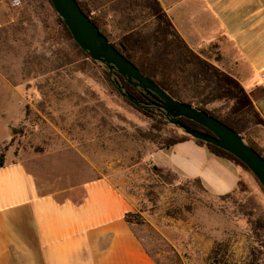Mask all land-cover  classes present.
I'll return each instance as SVG.
<instances>
[{"label":"rangeland","instance_id":"rangeland-1","mask_svg":"<svg viewBox=\"0 0 264 264\" xmlns=\"http://www.w3.org/2000/svg\"><path fill=\"white\" fill-rule=\"evenodd\" d=\"M77 1L143 74L241 130L264 155V134L226 109L238 95L223 72L231 59L216 44L184 51L155 0ZM59 18L49 0H0V161L21 159L56 187L84 173L107 175L135 204L130 222L161 264H264V189L256 177L238 164L237 187L213 195L154 165L152 150L186 133L122 96Z\"/></svg>","mask_w":264,"mask_h":264},{"label":"crops","instance_id":"crops-1","mask_svg":"<svg viewBox=\"0 0 264 264\" xmlns=\"http://www.w3.org/2000/svg\"><path fill=\"white\" fill-rule=\"evenodd\" d=\"M192 50L214 43L230 57V111L264 134V0H155ZM223 68V67H222ZM242 134L241 130H237ZM152 163L232 192L241 170L189 136L152 150ZM56 187L21 159L0 164V264H161L126 214L136 206L105 175Z\"/></svg>","mask_w":264,"mask_h":264},{"label":"water","instance_id":"water-1","mask_svg":"<svg viewBox=\"0 0 264 264\" xmlns=\"http://www.w3.org/2000/svg\"><path fill=\"white\" fill-rule=\"evenodd\" d=\"M56 14L68 29L75 44L94 61L108 69L109 77L115 70L134 87L154 96L169 122L178 125L184 132L206 143L213 144L237 158L256 177L264 189V158L242 138L241 134L212 116L187 102L179 101L166 92L155 80L121 53L80 8L76 0H49ZM120 94L138 104L131 94L118 88ZM190 119L210 131L193 130L180 122Z\"/></svg>","mask_w":264,"mask_h":264},{"label":"trees","instance_id":"trees-1","mask_svg":"<svg viewBox=\"0 0 264 264\" xmlns=\"http://www.w3.org/2000/svg\"><path fill=\"white\" fill-rule=\"evenodd\" d=\"M77 1V0H76ZM78 2V1H77ZM80 8L82 9V11L88 15L91 19V21L96 24L97 22L95 21V19H93V17H91L89 15V12L84 8L83 5H81L79 2H78ZM59 21L60 23L62 24L64 30L68 33V35H70L68 29L66 28V26L63 24L61 18H59ZM99 28V26H98ZM100 29V28H99ZM100 31L103 33V31L100 29ZM104 34V33H103ZM105 35V34H104ZM177 35V34H176ZM71 36V35H70ZM106 36V35H105ZM178 36V35H177ZM107 37V36H106ZM179 38V41H180V44H181V47L184 51H188L189 52V48L188 46L182 41V39L178 36ZM75 43V42H74ZM77 46V45H76ZM119 50V49H118ZM120 51V50H119ZM121 52V51H120ZM122 53V52H121ZM128 58V57H127ZM129 59V58H128ZM130 61H132L131 59H129ZM133 62V61H132ZM134 63V62H133ZM135 64V63H134ZM137 66V65H136ZM216 75L218 76L219 79H221L222 77V73L221 72H218L216 70H214ZM107 77H109L108 75V72H107ZM115 80V83L118 87H120L125 93H128V94H131L135 99L138 100V103L139 105H141L143 108H140L142 109V111L147 114V115H151V113H158V114H164V111L161 109V107L159 106L158 104V101L155 99V101L151 100L150 97H147L148 95L145 94V93H141L138 88L132 86L127 80L126 78L122 77L119 73H117L115 70L113 71V74L112 76ZM173 98L179 100V101H183L182 99L176 97L175 95H173L172 93H169ZM188 104L190 105H193V103L191 102H188L186 101ZM135 105V104H134ZM194 107L198 108V109H201V110H205L206 112H208L209 114H211L212 116L216 117L217 119L221 120L222 122H224L225 124H227L228 126H230L232 129H234L235 131H237L235 129V127H233L231 124L225 122L223 119L219 118L217 115L211 113L209 110L207 109H204L203 107L199 106V105H193ZM137 107V106H136ZM138 108V107H137ZM165 115V114H164ZM180 122L183 123L185 126H187L188 128L190 129H193V130H199V131H203L205 133H209L210 134V131L207 130L206 128L200 126L199 124H197L196 122L190 120V119H187V118H184V117H180L179 118ZM186 137H189V135L187 134H182L180 135L179 137H175V138H172V139H169L166 141V143L164 144V146H168V145H171L173 143H176L178 141H181L182 139L186 138ZM243 138V137H242ZM197 143L199 144H202V145H205L207 147V149L214 153L216 156H219V157H223V158H226V159H229L233 162H235L236 164H241L243 166H245L242 162H240L237 158H235L232 154H230L229 152L213 145V144H210V143H206L202 140H199V139H195ZM252 148H254L263 158H264V155L251 143H248ZM2 163V161H0V164ZM246 167V166H245ZM240 182V179L238 181V184ZM237 184V185H238ZM132 215L131 212L127 213L126 214V220L127 221H130V216Z\"/></svg>","mask_w":264,"mask_h":264},{"label":"flooded vegetation","instance_id":"flooded-vegetation-1","mask_svg":"<svg viewBox=\"0 0 264 264\" xmlns=\"http://www.w3.org/2000/svg\"><path fill=\"white\" fill-rule=\"evenodd\" d=\"M140 90V89H139ZM141 93H145V94H147L148 96L147 97H150L151 98V100H153V101H155V97L154 96H152L151 94H149V93H147V92H143L142 90L140 91ZM138 101V100H137ZM156 102V101H155Z\"/></svg>","mask_w":264,"mask_h":264},{"label":"built area","instance_id":"built-area-1","mask_svg":"<svg viewBox=\"0 0 264 264\" xmlns=\"http://www.w3.org/2000/svg\"><path fill=\"white\" fill-rule=\"evenodd\" d=\"M19 1H20V0H12V3H13V4H19ZM263 75H264V74H263Z\"/></svg>","mask_w":264,"mask_h":264}]
</instances>
